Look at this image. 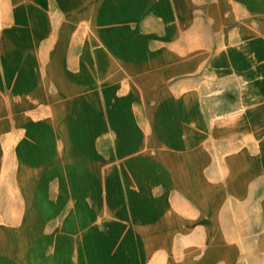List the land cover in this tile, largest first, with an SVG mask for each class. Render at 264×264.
<instances>
[{"label": "crops", "instance_id": "1", "mask_svg": "<svg viewBox=\"0 0 264 264\" xmlns=\"http://www.w3.org/2000/svg\"><path fill=\"white\" fill-rule=\"evenodd\" d=\"M253 211L264 0H0V264H217Z\"/></svg>", "mask_w": 264, "mask_h": 264}, {"label": "rangeland", "instance_id": "2", "mask_svg": "<svg viewBox=\"0 0 264 264\" xmlns=\"http://www.w3.org/2000/svg\"><path fill=\"white\" fill-rule=\"evenodd\" d=\"M254 212L251 222L243 220V216L237 217L236 238L233 248H228L223 245V242H220L221 245L218 248L212 247L211 239L204 238L203 246L198 247L202 250L203 256L213 257L217 264H264V222L258 219L259 216L254 217ZM177 240L178 243L173 247L177 253L168 254L151 264H178L179 259L183 257L188 259L189 264L195 262L198 239L193 235ZM171 259L176 260L171 261Z\"/></svg>", "mask_w": 264, "mask_h": 264}]
</instances>
